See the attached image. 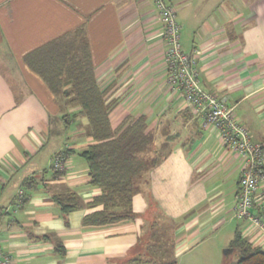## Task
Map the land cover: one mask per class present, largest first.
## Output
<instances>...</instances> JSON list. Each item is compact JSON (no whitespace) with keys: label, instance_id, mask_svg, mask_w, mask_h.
Returning <instances> with one entry per match:
<instances>
[{"label":"crops","instance_id":"0c3cea01","mask_svg":"<svg viewBox=\"0 0 264 264\" xmlns=\"http://www.w3.org/2000/svg\"><path fill=\"white\" fill-rule=\"evenodd\" d=\"M166 1L201 89L224 98L264 145V0ZM81 26L97 82L117 103L113 126L144 116L162 159L134 197L133 221L85 223L102 209L88 207L99 191L80 156L91 144L87 120L65 124L61 117L78 110H63L24 62ZM165 52L153 0H0V264H159L165 246L175 261L193 259L218 232L222 246L239 234L264 251V181L255 196L258 228L234 213L242 161L168 86ZM67 150L74 153L55 178L54 159ZM70 196L78 207L65 215L57 201Z\"/></svg>","mask_w":264,"mask_h":264},{"label":"trees","instance_id":"16d2710c","mask_svg":"<svg viewBox=\"0 0 264 264\" xmlns=\"http://www.w3.org/2000/svg\"><path fill=\"white\" fill-rule=\"evenodd\" d=\"M24 62L43 79L63 110H78L61 117L65 124L74 122L78 115L87 120L91 144L80 156L87 162L91 187L99 191L88 207L102 209L89 213L85 223L108 225L135 220L134 197L162 159L152 147L154 136L148 131L144 116L113 126L111 119L117 103L109 101L107 92L97 82L85 27L35 49L24 57ZM72 153L67 150L55 157L61 159L62 167L53 166L55 178L65 174V161ZM57 202L65 215L78 207L74 196ZM229 247L231 254L238 255L236 264H264V251L239 234ZM131 264L154 263L134 260ZM159 264L177 263L173 260Z\"/></svg>","mask_w":264,"mask_h":264},{"label":"built area","instance_id":"2783aa9c","mask_svg":"<svg viewBox=\"0 0 264 264\" xmlns=\"http://www.w3.org/2000/svg\"><path fill=\"white\" fill-rule=\"evenodd\" d=\"M153 3L164 27L167 84L180 92L188 106L203 118L204 127L213 126L217 130L226 150L242 161L244 168L234 213L237 219L262 228L254 210L255 196L264 181V145L252 140L248 129L236 118L234 107L224 98L201 89L197 61L182 48L176 11L166 0H153ZM60 163L61 159L55 158L56 169L62 168Z\"/></svg>","mask_w":264,"mask_h":264},{"label":"rangeland","instance_id":"374dc122","mask_svg":"<svg viewBox=\"0 0 264 264\" xmlns=\"http://www.w3.org/2000/svg\"><path fill=\"white\" fill-rule=\"evenodd\" d=\"M226 236L223 233H216L209 239V243L199 248L193 255V259H186L185 256H180L179 260H174V253L170 251L168 246H165V252L162 254L165 261H175L177 264H236L238 255L236 253L226 255L228 246H222L226 242ZM230 245V244H226ZM228 247V248H227ZM160 256V254H159Z\"/></svg>","mask_w":264,"mask_h":264},{"label":"water","instance_id":"95a60500","mask_svg":"<svg viewBox=\"0 0 264 264\" xmlns=\"http://www.w3.org/2000/svg\"><path fill=\"white\" fill-rule=\"evenodd\" d=\"M232 252H233V251H232L231 249H227L226 252H225V254H226V255H230Z\"/></svg>","mask_w":264,"mask_h":264}]
</instances>
